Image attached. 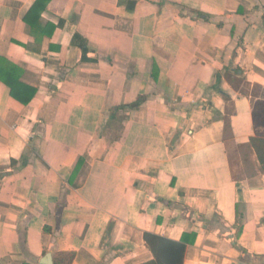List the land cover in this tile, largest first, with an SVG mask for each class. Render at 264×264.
Segmentation results:
<instances>
[{"label":"crops","instance_id":"crops-1","mask_svg":"<svg viewBox=\"0 0 264 264\" xmlns=\"http://www.w3.org/2000/svg\"><path fill=\"white\" fill-rule=\"evenodd\" d=\"M34 2L0 0V57L36 89L0 80V264H141L145 232L264 264V0H50V35Z\"/></svg>","mask_w":264,"mask_h":264},{"label":"trees","instance_id":"trees-1","mask_svg":"<svg viewBox=\"0 0 264 264\" xmlns=\"http://www.w3.org/2000/svg\"><path fill=\"white\" fill-rule=\"evenodd\" d=\"M49 1L35 0L24 15L23 20L30 27L31 33L34 34L39 31L50 35L56 28L54 24H46L42 27L39 22L41 12L46 8ZM73 43H76L81 48L84 55L87 51L86 44L81 40L79 41L77 35L73 36ZM20 74L21 70L19 67L0 57V80L9 88V94L13 98L26 104L34 96L36 89L24 84L20 80ZM138 105L136 103L132 107ZM249 141L264 171V137L251 136ZM143 237L153 255V259L141 264H183L185 251L184 238L176 241L151 232H145ZM67 256L69 257V261L73 257L72 254H67Z\"/></svg>","mask_w":264,"mask_h":264},{"label":"water","instance_id":"water-1","mask_svg":"<svg viewBox=\"0 0 264 264\" xmlns=\"http://www.w3.org/2000/svg\"><path fill=\"white\" fill-rule=\"evenodd\" d=\"M40 264H53L50 253H46L40 261Z\"/></svg>","mask_w":264,"mask_h":264}]
</instances>
